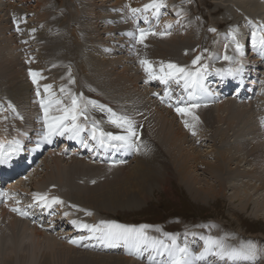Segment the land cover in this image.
Instances as JSON below:
<instances>
[{
    "label": "rangeland",
    "instance_id": "374dc122",
    "mask_svg": "<svg viewBox=\"0 0 264 264\" xmlns=\"http://www.w3.org/2000/svg\"><path fill=\"white\" fill-rule=\"evenodd\" d=\"M24 1H26V0H24ZM24 1L23 0H0V18H1L0 19V29H1L0 30V56L1 55L3 56L5 53V50L9 49V50H11V52H9V51L7 52L9 57L14 58L13 54L10 56V53L15 52V54L19 57V60H20V61H18V64L14 67V68H16L14 70L13 69H7L6 67L2 69L0 67V73H1L0 74V121H3L4 125L9 130V131L8 130L1 131L2 133L0 134V137L6 138V141H12V140L16 139L15 137H13L16 135V132H15L16 126L22 124L21 123L22 120L26 119L25 116H31V117H33V120H35L36 117L38 116L39 112L43 110L40 106L39 100L41 98H47V96H48V94L45 93L43 90V85H45V84H51L53 86L51 91L53 93H55L58 98L60 97L59 89L61 86H67L68 88H70L72 90V92H74L76 94H80V91L78 88V83H80L81 86L84 84V87L82 86V89L83 88L86 89L87 87H90L92 85L90 87L92 89L97 87L95 89L97 93L95 92V90H93V92L96 94V96L98 95V96L102 97V99L109 100V101L113 102L114 106L112 105L111 107L113 109L117 110L118 106H116L115 104L117 102H123L124 97L121 94H119L120 91L118 93V92H116L115 88H114L115 91L112 89V87L115 84H111L108 81V79L111 80L112 78H117L120 81L129 74V76L132 77V80L134 79L132 85H130V86L131 87L133 86V88H139L138 90L140 91V93H139V92L133 90V91H131L132 94L130 93L131 94L130 96L132 98L135 96L134 97L135 99L141 100V101H137L138 103L142 102L144 100L145 96L147 95L146 92H144V90L147 91L148 89H147L145 82L141 81L142 83L140 82V85H139V83H137L139 79L141 80V78L136 73H142L140 66H143V65L140 64V60L145 59V58H146V60H148L152 63V66L154 67L153 69H156L157 66L154 63V59H152V56L154 57L155 54H157V56H160V57L167 55V58H171L170 61H168L167 63L172 62L173 64H177V65H180L182 67L187 66L188 68H191V69H194L196 67H200V65L204 64V65H207L206 73H207V70H211V71L213 70V71H215L214 73H215L216 77H219L220 72H218V70H223V71H221V74H223L227 79L234 78L233 76L226 75V71L229 68L234 69L239 64H241L243 58H242V56H240L236 52V45H235V43H233L232 40L229 41V43H231V45L226 42L225 34L226 33L231 34L232 31H230V30H232V29L236 30L238 28V32H240L242 30L245 33V37H246L247 35H250L251 31L253 30L252 26L248 23H247L248 26H247V24H245V25L235 26V28H232L233 26L230 24L233 21L231 19H229V21H230L229 24H227V23L225 24L224 23L225 22L224 17L225 16L226 17H232L233 12H232V10H230V11L228 10L226 13H224L225 8L220 9V7L216 6V3L218 0H196L198 3H196L195 0H183V2L191 4L192 5L191 7H188L186 5L184 6V4L179 5L177 0H165L166 7L161 9L162 14L160 15L158 22L152 16L151 12H149L148 13V16L150 15L149 21L146 22L143 19V14H138V17L139 16L140 17H139V19H137V24L134 22L135 18L133 17V15L130 11V8H142L145 4H148V2L150 3L151 0H127V1L126 0H27L26 2H24ZM235 1H238V0H235ZM4 3H6L5 6L3 5ZM127 3H128V5H127ZM111 4H113V6H111ZM23 6H24V8L22 9V11H23L22 13L14 14L15 11L19 10V8H16V7L21 8ZM104 6H108V7L101 9ZM5 7H6V11L3 10ZM56 8H57V10H55ZM180 8L184 9L185 11L181 10L178 13L177 9L179 10ZM207 9H210L211 15L206 14V13H208ZM82 10L84 12H82ZM200 11H201V13H204V14H199ZM244 11H246V12H244ZM6 12H8V14H6V16H5L4 14ZM239 13H240V15L244 14L247 17V19H249V18L252 19V17H250V16H252V14H251L252 12L251 11L249 12V10H247V9H243ZM141 15H142V17H141ZM185 15H187V16H185ZM182 16L186 17V19L185 20L182 19L181 18ZM243 16H242V18H243ZM262 16L264 17V15H262ZM17 20L20 21L19 27H20L21 31H19V32L16 30L17 29V22H18ZM175 20L180 21L179 24H177L175 22ZM262 22H264V21H262ZM126 23H127V25H126ZM169 23L172 24V27L170 29H168V32L170 34L159 35V33L165 31V26ZM6 27H7V29L4 31V28H6ZM88 27L89 28L91 27V28L89 29ZM213 27H215L214 29H216L215 32L211 31V29H213ZM139 28H145V29L151 28L152 31L157 33V35L149 34L145 38L146 40L144 39L143 43H139L138 42V32H137ZM33 29H35V31H33ZM117 29H119V30H117ZM128 29L131 30V32L137 33V35L136 36H129L128 33L130 31H128ZM124 32H125V34H124ZM126 32H127V34H126ZM238 32H237L236 38H239V40H240V35ZM102 34H104L108 38L120 39L122 42H124L126 39H128V37L134 38L135 40L137 39L136 46H134V47L132 46L133 55L130 56V63L131 64L128 63L125 66V68H123L122 64H116L117 62H113V61L121 60V58H113V59H111L112 60L111 61V60H106L105 58L97 56L98 58L96 61L99 60V62H98V65H96V67L94 66L93 59H91V57L89 58V55L90 56L93 55L92 53L97 54L98 51L95 48H99L100 50H102L100 47H96L95 45H93L99 39V37L102 36ZM164 37H169V39L166 38V41L168 43H181V44L177 47H170V49L169 48L166 49L165 47H167L168 45H166ZM185 37H190V38H185ZM245 37L243 38V40H245ZM190 40L192 42H195V44L193 46L185 44L186 42L190 43ZM156 43H161L164 46L159 47ZM224 45H226V46H224ZM87 47H89L90 49H88ZM13 48H14V50H13ZM232 50H234V51H232ZM82 52H84V54ZM185 53H188V54H185ZM210 53H213V55H211ZM209 55H211V56L209 57ZM225 55H227L229 57H233V59L232 60H225L223 58ZM248 55L253 56L254 53L249 52ZM74 56H76L78 59H75ZM82 56H84V57L82 58ZM197 56H201L202 59L197 65H193L192 61ZM212 56H213V58H212ZM243 56L246 57V55H243ZM249 58L253 59L252 57H249ZM59 59H60V61H59ZM83 60H85L86 62H89V63L91 62L90 63L91 65L89 63L88 64L85 63ZM79 62L80 63L83 62V63H81V64H83V66H81L79 64ZM222 62L224 63L222 65L223 66L222 68L217 66V65H220ZM111 63H114L112 65L114 68L111 67L110 65H108ZM183 63H187V65L186 64H185L186 66L183 65ZM12 64L13 63H9V65H12ZM22 65H24L23 66L24 68L22 67ZM131 65H132V68L134 69V71L136 73H134L132 71ZM84 66H86V67H84ZM87 66H89V67H87ZM256 66L257 67H263V69H264V61H262V63L255 64V66H253L251 69H250L251 66H249V71L246 72V74L248 73V76L246 79H250V81L247 82V85H249L251 82H254V80H255L252 77V75L255 74L254 72H255ZM78 67H79L80 73L82 75V76L80 75L79 77L75 73V68H78ZM88 68H89V70H87ZM11 70H13V71H11ZM30 70L39 72L44 77V79H39V86H40V96L39 97H37V95H36L37 88H35V87L37 84L32 83L33 80H32L31 75H30ZM84 70H86V72H84ZM10 71H11L12 75H11ZM69 73L71 74L70 76H69ZM82 73H84L85 75ZM263 73H264V70H263ZM157 74L159 75L160 72L157 71ZM4 75L6 78L4 77ZM12 76H14V77H12ZM17 76H18V78H17ZM72 77L75 80L74 84L69 83V80ZM137 77H139V78H137ZM11 78H12V82H14V84H15V87L23 85L22 86L23 89L13 88L12 86H14V85H9L8 82ZM14 78H17V79H14ZM80 78H81V80H80ZM82 79H83L84 83H83ZM259 79L260 80L258 83L261 84L263 87H258V89H262V88H264V74H261ZM27 82L31 88L30 94L29 95H22V94L19 95V93L22 90L23 91L29 90L28 89L29 86L27 85ZM161 82H160V80H158V82H154V85L161 84L159 93L163 98V99L161 98L160 101H162L163 103L162 102L160 103L161 104L160 110L163 109V111H165V109H166L168 111V109H169L171 111L170 113H176V108L181 107V105L178 104V106L175 107L174 103L172 101V98L174 96L176 98H178V96L180 95L179 88H181V89L183 88V81H181L180 84H177L174 81H169V83L167 85H165L163 82L162 83ZM98 83H99V85H98ZM95 84H97V85L95 86ZM104 84L110 85V88L106 87ZM121 86H122V84H121ZM99 88L100 89L103 88L101 91H99L101 93H98V91H97ZM208 88L210 89L209 91L213 97L217 94V92L220 89V87L216 88L215 85L211 84V83L209 84ZM211 90H212V92H211ZM235 91L236 90H234V92ZM135 92H136V95H135ZM165 92L168 93L167 96L165 95L166 94ZM225 92H227V91H225ZM234 92H231V94L230 93L224 94V98L222 100H216L215 101L214 107L217 110V111L215 110L216 111L215 112V119L217 117L216 122H213V128L210 126L207 129H204V131L206 132V134H209L214 129H216L214 131H218L217 132L218 140H221L222 137L220 136V133L224 132V130H225V132L228 133L226 135V137L229 138L228 142H230L232 140L231 134L235 133L232 130L233 127L235 128L237 123L240 125V123L238 122L239 114H240V117H242V114L245 113L246 117L247 118L249 117L250 120L254 123V127L257 129V133H258V131L260 132V133H258L259 134L258 136L261 135L260 137H262V136L264 137V135H263V133H264V121H263L264 115L259 116L260 113L262 111H264V90L263 91L260 90V92H256L255 94H252V97L254 96L253 99H250L252 97L245 98V99L244 98L239 99V97H236L234 95ZM28 93H29V91H28ZM115 93L116 94L118 93V94L116 95ZM14 95L18 96L17 100H16V97H14ZM86 95H91V94L87 93ZM86 95L83 94L84 98H86ZM197 95L199 96L200 93H197ZM141 97H143V98H141ZM28 98H29L28 103H24L28 100ZM22 100H24V101H22ZM155 100H156V97L152 99L153 102ZM222 101L225 103H227V102L228 103H234L238 109L232 108V110H231V107H227V106L225 107V106L221 105ZM251 101H255V107L250 106ZM65 102L66 103L68 102L67 97H65ZM8 103H11V105H14L15 111H13L12 108L7 107ZM35 104H36V106H35ZM187 104L189 105L190 102H188ZM226 108H227V110H226ZM93 109H95V108H93ZM93 109H91V114L98 115V116L102 117L103 119L101 121L108 120V116L106 115L107 113L105 114L103 112V115H101L102 113L97 114V112H92ZM239 109H245V110L242 112H239ZM230 111H232V112H230ZM257 111H258V113H257ZM223 112L225 114H223ZM227 112H228V114H227ZM17 113L19 114V116H17ZM202 113H203V110H200L199 112L192 111L191 114L182 113L181 116L179 117L181 125L179 124V119H175L174 120L175 122H173L174 124L176 123L174 128L178 127V125H180L182 128L184 127L183 131L185 130L184 132L186 134H187L186 131H188V133L190 132L189 134H187L188 137L182 136L181 141H179L181 146L184 147L183 148L184 150L182 152L185 151L184 153H188V154L189 153H195V155H198L197 157L202 158L203 161L206 159V160H208L207 162L211 163V164L216 163V161H215L216 158H214V156L216 154L219 156L223 154L225 156V161L233 164L234 168L226 169V171L223 172V174H222L223 178H224L223 182L226 179L225 180V186H224L225 188L222 187V185L220 184L219 181H215V180H217V178L216 179L212 178L210 176V174H208V172L205 170L207 168L206 166L203 169L200 168V166H198V170L194 169V166H191V165H195V162L198 161V160H195L196 157L194 159H190V157H189V158H187V161H186L188 163L187 168L189 170L190 175L194 176V179H192V178H190V179H192V181L195 180L191 184L187 183V181H185V179L183 178V176L181 174H173L172 169L167 170L168 173L164 176L163 175L164 173L161 171V170L165 169L164 165L166 164V162L168 165V163L170 164L171 162L174 161L172 159L173 156L171 155V151H168L166 148H164V146L161 148V146H159V145H158V148L160 147L161 149L160 148L157 149V146L156 145H155L156 147L154 146V144H155L154 141L149 136H147L145 134V138H146L145 145L147 148V154L154 147V149H153L154 151H151L152 156L154 155V153H152V152H155V154H157L155 156L154 160L157 161L161 158V162H160V160L157 161V163L159 162L158 163L159 165H155V163H154L155 168L158 167L159 170L154 171V172H149L148 175L143 174V175H147V176H143V175L139 176L138 175V176H135L133 179H131V182L134 179H143V180L147 179L148 182H146V184L143 183V188H140V183L139 184L132 183L131 186H129V189L132 190L133 194L131 196L126 197L125 200H120L114 205H111V202L106 200L105 203H103V206H101L102 204L99 203L97 205V208H90V209L87 208L84 212H87V210H88L89 213H91L96 218L95 223H94V221L88 220L91 223H93L91 225H101V227H105L106 225H111V224H109V222L105 223L98 216L100 214L101 215L105 214V215H109V216H117L118 218L125 220V221H128V222H130V221H141V220L155 221V222L159 221L160 223H154L155 225H153L151 227V230L152 231L157 230V232L159 234H161L160 239L163 240V242L165 244H171L173 237H176L175 242H176V244H179L178 238H180L182 235H184L188 232H190V233H188L189 235H194L199 240L201 239L200 237H204V238L206 237L207 238L209 236L208 238H212L214 240H219V242L224 243V241L221 240L222 237L220 238V235L223 234V231L228 230L227 231L228 233L231 231L230 233H237L238 234V232H236V231H238L240 229L239 231H241V233L244 235V238L246 240L257 241V244H259V247L261 246L260 249L262 251L260 253V256L262 258L259 255H257L254 264H264V256L262 253V252H264V248H262V246H264V209L258 203L259 199L260 200L264 199V179L257 178L258 180H251L250 181L248 179L249 177L244 178V176H246V174H247V171H248V173H250L252 175H253V172H255V174L253 175V176H255V178H256V174L259 175V172H260V176L264 177V172H261L262 169L264 170V165L262 166V164L260 163L262 160H264V151L261 152V146L257 147L255 150H253V154H254L253 157L256 160L255 161L252 160L253 162L248 161V163L244 164L246 159L252 158L248 152L251 150L250 149L251 148V142L250 141H242L241 146H240V149L242 148V151H240V152L237 151V149L235 150V148L229 149L228 145H226L223 149L220 150L217 147H213V142L210 141L209 139H207V141H203V143L205 142L204 145L201 143H198V144L195 143L196 142L195 137H197V139H199L200 129L196 128L197 120L194 119V117H198V118H200L199 120L203 121L205 117H203ZM134 114L135 113H133V115ZM139 114H141L143 116H147V112H140ZM139 114H136V115H139ZM186 114H187V117L185 118ZM220 114H222V115H220ZM20 116H22L23 119H20L19 118ZM225 116H227V117H225ZM231 116H233V117H231ZM170 117L168 119L172 118V117L171 118ZM190 117H191V119L187 120ZM131 118H134V117H131ZM225 118H228V119L230 118L229 121H232V122L227 121V119H225ZM134 120H136V117ZM224 120L226 123L223 122ZM185 121H187L188 124L194 125V129L186 127ZM212 121H214V120H211V122ZM183 124H184V126H183ZM33 126L34 125H32V127H29L26 124V126L23 127L21 134L24 135L23 136L24 138H23L22 142L23 143L26 142L27 145L23 146L22 151H20V153H18V156H20L19 159L17 156L14 157L15 155L10 157V159H9L12 166L18 163L19 169L24 168L26 166L25 179L23 180V182H25V180H27L28 178H31L30 180H28V182H26L25 186L28 185L27 187H32V186H29L30 182H31L30 183L31 185L33 184V186H35L34 181H32V180H33V178H37V176L40 177L42 174V171L44 173H43V176H41V179L43 178L44 180L45 179L47 180L48 179L47 177L51 176V175H48V176L45 175V172L48 173V171H47V169H43V168L45 167L46 164H50V165L53 164L52 158L54 156H56L54 154L57 153V151L54 148L49 149L48 153H46V154H45V152L43 153L42 149L45 146V143H43V141L41 140L43 130L40 131V134L38 136H34V135L38 134V131L36 133H31V129H33ZM228 126H231V127H228ZM215 127H217V128H215ZM18 129H19V127H18ZM18 129H17V131H18ZM175 129H177V128H175ZM228 129H230V130H228ZM35 130H38V126L35 127ZM193 130L196 133L195 135H193ZM32 135H33V137H32ZM27 137H28V139H27L28 142L26 141ZM201 137H203V136H201ZM203 138H205V137H203ZM185 140H187L188 142H186L184 144ZM166 142H167V144H165V145L168 148L169 143H168V141H166ZM38 144L39 145L41 144V148H42L40 150V154H36L37 156H35V158H34L35 161L32 162V165H28L27 163H29V161H31L30 160V157L32 156L31 152L33 150L37 149ZM160 145H161V143H160ZM245 147H247L249 149L247 150ZM190 148H192V149H190ZM211 148H212V151H211ZM163 149L166 152L164 151V153H163ZM228 149L231 151V153H228ZM188 150L190 152H188ZM256 150H257V153H255ZM139 151H138V153H139ZM142 151H143V149H141V153H142ZM210 151H211V153H210ZM28 152H29V154H28ZM156 152H159V153L161 152V153L159 154ZM134 153H135V151L133 152V154ZM151 154H150V156H151ZM246 155H248L249 157L247 158ZM233 156H236V157L240 156L241 159H239V160L237 159V161H236V159H233L234 158ZM15 158L17 159V161H14ZM151 158L152 157H150L149 160L147 159L148 162L146 160L145 165L151 163V161H152ZM163 158H164V161H163ZM242 158H244V159H242ZM206 160H205V162H206ZM233 160H235L236 162L235 161L233 162ZM66 161L67 162H65V163L70 162L68 160H66ZM130 161H132V159ZM10 162L8 163L9 166H10ZM39 163H41V164L39 165ZM129 163L130 162L122 164L123 167L121 164L116 165V166H114V167H116V169L114 167L112 168V166L105 167V168L102 167L101 168L102 171L99 170L100 167L99 168L95 167V169L90 171V174H87L86 172H83V174L82 173L79 174V172H78V173H76V175L78 177H81V178H78L77 183L78 184L79 183L84 184V183H82L83 181H85V183H88L87 180H85V177H88V176H99V177H101V176H104L103 171H105L109 168H112L111 174L107 175L109 180L108 181L106 180L107 176L104 180H100L98 183H96L94 185V187L97 188V189L95 188V190L99 191L100 193L111 192L113 194H114L115 190H118V191L125 190L126 188H128V186L126 185V181L128 180L127 178L132 177L129 174H126L125 170H126V168L128 169L129 167H133L136 164V163H132V165L128 166ZM160 163H162V164H160ZM35 164H37L35 166L36 169L34 171H31V170H33L31 168ZM94 164L100 165L97 163H94ZM124 166H125V168H124ZM40 167H41V169H40ZM158 168H156V169H158ZM120 169H121V171H120ZM122 169H123V171H122ZM257 169L259 170V172L257 171ZM142 171L144 173V168L142 169ZM213 171H214L215 176L218 175V173H219L218 169H214ZM249 171H252V173ZM94 172H96V173H94ZM158 172H159V175H162V177H165V179H167V180H165L163 182H159L160 180H164V179L159 178V175H157ZM178 172H180V170ZM178 172H176V173H178ZM18 173H20V171ZM18 173L12 179V182H10L11 184L18 183V182L22 181L23 177H21V175ZM100 173H102V175ZM112 173H114V174H112ZM26 174H27V176H26ZM130 174H132V173H130ZM110 175H111V177H110ZM234 175H236V177H233ZM252 175H250V176L252 177ZM112 176L113 177L115 176V178H112ZM117 179H118V181L115 182ZM49 180H50V178L48 179V181ZM8 181L2 182L1 187H3V189H9L10 184L8 183ZM199 181H201V182H199ZM5 182H6V184H3ZM218 182H219V184H218ZM99 184L101 185L100 187H98ZM118 184H120V185H118ZM89 186L93 187V185H89ZM136 186H138L140 188V189H138L140 193H143V192L146 193V196H147L146 199H143L142 196L135 191ZM102 187H104V188H102ZM235 187L236 188L238 187V188L236 189ZM10 192L11 191H7V194L4 192V194L6 196L0 200V209L5 208L7 201H8L7 203H13L14 206L18 204L19 208H20V204H25V203L33 205V206L35 205V204H32L34 202V195H35L34 191L32 189H29L28 192H26V193H24V192L18 193L15 191L14 193H12L13 194L12 198L14 196H16V197L18 196V198L15 197L13 199H8V195L9 196L12 195ZM17 194H19V195H17ZM21 197H23V198H21ZM29 198H30V200H29ZM104 198H109V196L103 197L102 199H104ZM102 199H100V200H102ZM27 200H29V201H27ZM70 200H71V202H69L68 206H71V208H72L71 211H72L74 217L75 218L79 217V203L72 200V199H70ZM38 206H39V204L36 203L35 208H37ZM111 208L114 209L115 211H113ZM62 210L66 211L65 208H63ZM10 213H12L15 216V214L13 212H10ZM176 215H180L182 217L187 218L186 222L181 218H169V217H173ZM6 217L7 216L4 217L5 222L3 221L0 225V235H2L3 237H4V232H6L5 235H7L10 232V229L8 228V223H9L8 221L14 218V217H12V218H9V217L6 218ZM195 217H201L202 219H198ZM214 217L217 219L220 218V219L224 220L225 222L228 223L226 225L230 226L234 230L233 229L230 230L229 228L223 227L222 225L215 224L213 221L209 222L208 218H214ZM46 218L48 219L46 225H48V226L54 225L53 222H50V221H52V218L50 216H47ZM99 219H101V220H99ZM43 220H45L44 217H43ZM102 222H104V224H102ZM28 223L29 222H27L26 225ZM173 223L180 224L182 228L180 230H175L173 232L168 231L166 229V226L171 225ZM36 224L40 230L43 228H47V226H45V225L39 226L38 222H36ZM59 224H57V225L55 224L54 227H52V228L50 227L51 229H54L53 234L55 236L58 232H62V231H66L65 235L66 234L71 235V238L78 236V233L73 234V235L70 234L71 233L70 231L72 229L71 226L62 223L63 225H65V227L61 228V227H57ZM221 227H223V229ZM134 229H136L137 231L143 230L144 233H146V231L148 230L147 228H142V227H136ZM217 229L220 230L219 232L221 234L218 232ZM221 230H223V231H221ZM203 232H204V234H202ZM215 232H216V234H215ZM213 233H214V236L218 235V236H215L216 239L213 236ZM96 234H99V233H96ZM205 234H207V235H205ZM93 236H94V234H92V232H91L90 238H94ZM79 237H84V235L79 233ZM62 238H63V236H62ZM181 238L184 239V237H181ZM38 239H41V237H38ZM183 239H181V240H183ZM233 239H235L234 236H232L227 241L229 243H233L232 242ZM66 243L68 245V242H66ZM69 244H70V241H69ZM42 245H45V244L42 243ZM193 245H195L196 249L198 248L197 250H199L201 248L200 247L201 245L199 243L193 244ZM129 246H130L129 243H126L125 248L126 249L131 248ZM60 247H61V245H60ZM43 248H45V247H43ZM78 249H80V251H81L80 254H83V253L87 254L88 252L91 253L92 251H94L92 253L96 254L98 252L97 254L110 255L112 259H110L108 257L110 260L109 259L104 260L106 262H109L110 264H112L111 261L115 262L114 258H116V259L120 258L119 256H121V255L128 256L130 258L133 257L129 253L124 254L122 252V249L119 252H117V251L107 252V251H105L106 249L100 250L97 248V246L96 247L90 246V248H87V246H85L84 248H78ZM151 252H148V253L151 254ZM38 253H39V251L35 254L38 257L34 256L36 260L33 257V260L35 261V263L37 262L36 264H39L40 262L38 263V261L42 260L41 259L42 254L41 253L38 254ZM46 253L48 254L49 258L51 259L50 264H67L68 263V260H65L64 258L57 259L58 257H56L54 259L51 257L49 252H46ZM65 254L66 255H72V256L74 254H77L78 256L80 255L79 253H74V252L70 251V249L68 250V247H66ZM143 254H146V253H143ZM87 257H89V255ZM156 257H157V255L154 252L153 258L156 259ZM135 259H136V257H135ZM136 260H138V258ZM78 261L71 262V263L72 264H88L84 260H78ZM137 262L140 264H142V263L143 264H156L154 262H148L147 263V261L145 259H141V258ZM241 262H245V260H242ZM29 263H30V261H29ZM71 263H69V264H71ZM95 264H99V263H95ZM130 264H137V263L132 262ZM207 264H213V263H207ZM232 264H240V261H235ZM244 264H250V263L246 262Z\"/></svg>",
    "mask_w": 264,
    "mask_h": 264
},
{
    "label": "bare ground",
    "instance_id": "6f19581e",
    "mask_svg": "<svg viewBox=\"0 0 264 264\" xmlns=\"http://www.w3.org/2000/svg\"><path fill=\"white\" fill-rule=\"evenodd\" d=\"M24 1V0H23ZM27 1V0H26ZM24 1V2H26ZM127 1V0H126ZM178 1V4L181 5V4H184V6H188V7H191L192 5L189 4V3H185L183 2V0H177ZM196 1V0H195ZM22 2V1H21ZM197 2V1H196ZM149 3V2H148ZM198 3V2H197ZM213 3V2H212ZM6 3H4L3 5L5 6ZM214 4V3H213ZM113 4H111L112 6ZM128 5V3H127ZM85 6V5H84ZM216 6L220 7V9H224L225 8V11L224 13H226L228 10H232L233 12V15L232 17H224L225 19V24H229L230 21L229 19H231L233 22L230 24L232 25L233 27L232 28H235V26H240V25H245L247 24L249 21H253V22H256V23H263L262 21H264V17L262 15H264V0H238V1H235V0H218L217 3H216ZM16 8H19L18 11H15L14 14H18V13H22V9L24 8L23 7H16ZM187 8V7H186ZM193 9V8H192ZM243 9H247L249 10V12L251 11L252 13V19L249 18L247 19V17L244 15V14H241L240 15V11H242ZM4 11H6V7L3 9ZM28 10V9H27ZM10 11V10H9ZM195 11V10H194ZM3 12V11H2ZM82 12H84L82 10ZM246 12V11H244ZM4 13V12H3ZM94 13V12H93ZM6 14H8V12H6L4 15L6 16ZM26 14V13H25ZM192 14V13H191ZM42 15V14H41ZM92 15V14H91ZM229 15V14H228ZM227 15V16H228ZM244 15V16H243ZM4 16V17H5ZM26 16V15H25ZM187 16V15H185ZM231 16V15H230ZM243 16V18H242ZM248 16V17H249ZM109 17V16H108ZM140 17V16H139ZM142 17V15H141ZM150 17V15H149ZM131 18V17H130ZM182 19H186V17L182 16L181 17ZM208 18V17H207ZM1 19V18H0ZM114 19V18H113ZM212 19V18H211ZM6 20V19H5ZM15 20V19H14ZM18 21V20H17ZM119 21V20H118ZM122 21V20H121ZM261 21V22H259ZM180 22V21H179ZM118 23V22H117ZM150 23V22H149ZM156 23V22H155ZM222 23V22H221ZM137 24V23H136ZM207 24V23H206ZM249 24V23H248ZM247 24V26H248ZM92 25V24H91ZM123 25V24H122ZM125 25V24H124ZM127 25V23H126ZM149 25V24H148ZM152 25V24H151ZM137 26V25H136ZM212 26V25H211ZM89 28V27H88ZM91 28V27H90ZM89 28V29H90ZM117 28V27H116ZM137 28V27H136ZM215 28V27H213ZM231 28V29H232ZM248 28V27H247ZM7 29L4 28V31ZM14 29V28H13ZM30 29V28H29ZM28 29V30H29ZM93 29V28H92ZM120 29V28H119ZM117 29V30H119ZM1 30V29H0ZM122 31V30H121ZM230 31H234L233 29L230 30ZM2 32V31H1ZM138 32V31H137ZM205 33V32H204ZM203 33V34H204ZM239 33V32H238ZM125 34V32H124ZM127 34V32H126ZM202 34V35H203ZM40 35V34H39ZM66 35V34H65ZM90 35V34H89ZM28 36V35H27ZM91 36V35H90ZM226 38V42L229 43L231 39V34H228L226 33L225 34ZM245 37V36H244ZM243 36L240 37V40L239 38H236L240 44L244 45V52L246 55V48H247V51L248 53L249 52H253L254 53V57L253 56H249L248 53L246 57L242 56V65H243V69L242 71L240 72V74L236 75L235 78H229L227 79L223 74H221V72L219 73V77H216L215 75V71H211V70H207V73L204 77V80H203V84H204V87L208 89V92L207 93H203L201 94L200 93V99L195 101L196 103H199V107L193 109L192 111L194 112H199L200 110H203V117L204 120L201 121V120H197V123H196V128L197 129H200V136H199V139L196 138V142L195 143H201L204 145L203 141H207V139H209L210 141L213 142V147H217L218 149H223L226 145H228L229 149L232 148L235 150L237 149V151H242V148L240 149V146H241V143L242 141H250L251 142V150L248 151L249 154L251 155V159H246L245 160V163H248V161H252V160H256L254 157H253V150H255L257 147H260L261 146V152L264 151V137H260L258 136L260 133L258 131L257 133V129L254 127V123L250 120V118L246 117L245 113L242 114V117H240V114H239V119H238V122L240 123V125L237 123L236 127L234 128L233 127V131L235 133H232L231 134V141L228 142L229 138L226 137V135L228 134L227 132H221L220 133V136L222 137L221 140H218V134L217 132L218 131H214L216 129H214L212 132H210L209 134H206V132L204 131V129H207L208 127H212L213 128V122H216V119H215V112L217 111L216 108L214 107V103L216 100H222L224 98V94H231V92H234V90H236L234 92V95L236 97H239V99H245V98H250L252 97V94H255L256 92H260V90H264V88L262 89H258V87H263L261 84H259V78L261 76V74H264L263 73V67H257L256 66V69H255V74L252 75V77L255 79L254 82H251L249 85H247V82L250 81V79H246L247 76H248V73L246 74L247 71H249V66L250 69L255 66V64H259V63H262V61H264V55H261L255 51H252L249 47V42H250V39H251V35H247L245 37V40L247 39V37L249 38V41L247 42V44H245V40H243L244 38ZM7 38V37H6ZM42 38V37H41ZM165 38V43L166 45H168L167 47H165L166 49L170 47H177L179 46L181 43H168L166 41V38L169 39V37H164ZM163 38V39H164ZM185 38H190V37H185ZM26 40V39H25ZM146 40V39H145ZM211 40V39H210ZM7 41V40H6ZM10 41V40H9ZM29 41V40H28ZM82 41V40H81ZM176 41V40H175ZM33 44V43H32ZM159 47H162L164 46L163 44L161 43H156ZM186 45H190V46H193L195 44V42H192L190 40V43H185ZM209 44V43H208ZM212 44V43H211ZM222 44V43H221ZM231 45V43H229ZM223 45V44H222ZM227 45V44H226ZM224 45V46H226ZM229 45V46H230ZM210 46V45H209ZM221 47V46H220ZM219 47V48H220ZM232 47V46H231ZM9 48V47H8ZM223 48V47H222ZM233 48V47H232ZM98 52L97 54H94L92 53L93 55H89V58L91 57V59H93V63H94V66L96 67V65H98V61L97 60V56L101 57V50L99 48H95ZM225 49V48H224ZM14 50V48H13ZM95 50V51H96ZM222 50V49H221ZM11 52V50L7 49L5 50V53L4 55L0 56V67L3 69V68H7V69H16L14 68L17 64H18V61L19 60V57L15 54V52H12L10 53V56L13 54V57L14 58H11L9 57L8 53L7 52ZM168 51V50H167ZM224 51V50H223ZM234 51V50H232ZM84 54V52H82ZM87 53V52H86ZM89 53V52H88ZM160 53V52H159ZM226 53V52H225ZM185 54H188V53H185ZM211 55H213V53H210ZM175 55V54H174ZM209 55V57L211 56ZM224 55V54H223ZM76 56H74L75 58ZM84 56H82L83 58ZM216 57V56H215ZM249 57H252L253 59L249 58ZM11 58V59H10ZM213 58V56H212ZM224 58V57H223ZM146 59V58H145ZM152 59H154V63L155 65L157 66L156 69H154L155 73H157V71L160 70V65H161V62H163L165 65H167L168 61H170L171 58H167V55L166 56H157V54L154 55V57L152 56ZM60 61V59H59ZM85 63H89V62H86L85 60H83ZM112 61V60H111ZM166 61V62H165ZM22 62V61H21ZM8 63V64H7ZM9 63H13L12 65H9ZM83 63V62H81ZM79 62V64L81 66H83V64H81ZM91 63V62H90ZM89 63V64H90ZM172 63V62H171ZM52 64V63H51ZM187 65V63H183V65ZM224 63L222 62L220 65H217L219 66L220 68H222ZM230 64V63H229ZM239 64L237 67H240ZM20 65V64H19ZM79 65V66H80ZM91 65V64H90ZM185 65V66H186ZM228 65V64H227ZM24 65H22L23 67ZM93 66V65H92ZM93 66V67H94ZM111 66V65H110ZM225 66V65H224ZM9 67V68H8ZM86 67V66H84ZM83 67V68H84ZM89 67V66H87ZM113 67V66H111ZM187 67V66H186ZM237 67H235L234 69H236ZM20 68V67H19ZM24 68V67H23ZM81 68V67H80ZM114 68V67H113ZM154 68V67H153ZM188 68V67H187ZM85 69V68H84ZM191 69V68H190ZM11 70V71H13ZM82 70V69H81ZM89 70V68L87 69ZM10 71V73H11ZM18 71V70H17ZM80 71V70H79ZM84 72H86V70H84ZM1 74V73H0ZM4 74V73H3ZM2 74V75H3ZM20 74V73H19ZM7 75V74H6ZM12 75V73H11ZM10 75V76H11ZM14 75V74H13ZM18 75V74H17ZM89 75V74H88ZM210 75H214V77H211ZM20 76V75H19ZM82 76V75H81ZM5 77V75H4ZM14 77V76H12ZM3 78V77H2ZM6 78V77H5ZM18 78V76H17ZM17 78H14V79H17ZM139 78V77H137ZM258 78V79H257ZM95 79V78H94ZM7 80V79H6ZM81 80V78H80ZM79 80V81H80ZM134 80V79H133ZM133 80H132V77L129 76V74L124 77L122 80L119 81V79L117 78H112L111 80L108 79V81L111 83V84H115L112 89L114 90V88L116 89V92L120 93L123 97H124V100L123 102H117L115 105L118 106L117 110H115L114 112H116L117 114H124V115H127V116H130V117H134L132 118L133 120L135 119L136 117V120H134L136 122V125H137V131L139 133V142L141 144V147H140V151L138 153V151L136 150H127V149H124L123 152H121L119 154V157L118 159L121 161L118 165H122V164H125L127 162H130L128 166L132 165V163H136L133 167H129L128 169L126 168L125 172L126 174H129L130 176L132 177H129L127 178L128 180L126 181V185L128 186V188H126L125 190H121V191H118V190H115L114 191V194L111 193V192H102L100 193L99 191H96L93 185L92 186H89V185H84V186H80L79 187V191L75 192L73 189H72V185H74L75 183V174L79 172L83 174V172H86L87 174H90V171L95 169V167L99 168V170H101L102 167H109V165H95L94 163L92 162H84V160L82 159H79L78 157H75L73 156L72 154H65L63 155L61 150L57 151V153H55L53 158H52V163L53 164H46L45 167L43 169H47L48 173L45 172V175H51L50 177H47L48 179L50 178V180L48 181V179L44 180L43 178L41 179V176H43V171H42V174L41 176H37V178H33L32 181H34V187L35 188H42L43 187V183L45 182V186L47 187L49 184L51 183H56L58 184L60 190L62 189V186H69L70 189L68 190V194L71 195L73 198L72 200L76 201L79 203V217H74L73 213H72V208L71 206H68L69 202H66V203H62L59 205L58 208L56 209H53L51 210V212L49 214H46V217L47 216H50L52 218V221L50 222H53L54 225L56 224H59L60 222L65 224L64 222L66 221L67 222V225L71 226L72 229H71V233L70 234H77L78 233V236L77 237H73L71 238V235H68L66 233V231H62V232H58L56 234V236L53 234L54 233V229H51L52 227H54V225H51V226H48V225H45L47 226V228H43V229H39L36 222L34 221V218L39 216L40 217V214H41V210H44L45 211V205H42L41 203H39L36 199H35V195H34V202L32 204H35L38 203L39 204V208H35V205H30V204H20V208H19V205H13V203H7L6 202V206L5 208H1L0 209V225L1 223L4 221V217L7 216L9 218H12L14 217L13 219L9 220L8 222V228L10 229V232L6 234V232H4V237L2 235H0V264H36L35 261L33 260V257L36 256L38 257L37 255H35L38 251L39 253L38 254H42V260L38 261L39 264H50L51 262V259L49 258L48 254L46 252H49V254L51 255L52 258H56L58 257L57 259H61V258H64L65 260H68V263H71V262H76L78 260H84L86 263L88 264H95V263H99V264H110L109 262H106L104 260H108L109 258H111L110 255H105V254H95V253H92L94 251H92L91 253H87L89 255V257H87L88 255L87 254H80V249L78 248H84L85 246H97L98 249H106L105 251L107 252H111V251H121L122 249V252L124 254L126 253H131L130 255L133 256L132 258L128 257V256H124V255H121L119 256L120 258H114L115 259V262H112V264H130L132 262H136L137 264H140L138 263L137 261H139V259H145V257H147L148 259L150 260H154V263H159V264H163V260L164 258L163 257H160V256H157L156 259L153 258V254L155 251L152 250L151 246H149V248L147 250H143L141 252H137L134 248H132L131 244L129 243V247L131 248H128L126 249L125 246H126V243L123 242V241H120V242H116V243H111V242H108V241H105L101 238H98L100 236V233L99 234H95L93 237L94 238H90V235H91V232H89V229H85L83 227H81L80 225L81 224H84V223H79V220L80 219H85V220H90V221H94L95 223V217L89 213V211L87 210V212H84L87 208L90 209V208H97V205L100 203L102 204L101 206H103V203H105L106 200L110 201L111 202V205H114L116 204L118 201L120 200H125L126 197L128 196H131L133 194L132 190L129 189V186H131L132 183L134 184H139L140 183V188H143V183L146 184V182H148V180H143V179H134L132 182H131V179H133L135 176H142L143 174H149V172H154V171H158V169L155 168V165H159L157 163V161L160 160L161 162V158L159 160H154L155 159V156L157 154H155V152H152L154 153V155L152 156L151 154V151H154V147L153 149L147 154V148H146V145H145V134L147 136H149L153 141H154V146L156 145L157 146V149L158 148V145L161 146V148L164 146V148H166L168 151H171V155L173 156V162H171L170 164L168 163L167 165V162L166 164L164 165V168L163 170H161L164 174V176L168 173L167 170H170L172 169V173L173 174H181L183 176V178L185 179V181H187V183H192L194 182L195 180L192 181V179H194V176L190 175L189 173V170L187 168V158L190 157V159H194L195 157V160H198L197 162H195V165H191V166H194V169L198 170V166H200V168H204L205 166L207 167L205 170L208 172V174H210V176L212 178H217V180L215 181H219L220 184L222 185L223 188H225V180L223 182V172L226 171V169H231V168H234L233 167V164L232 163H229V162H226L225 161V156L222 154V155H213L216 161V163L214 164H211V163H208L206 160L203 161L202 158H199L197 157L198 155H195V153H184L182 152L184 149L183 146H181V144L179 143V141H181L182 139V136L183 137H188L187 134L183 131L184 127L182 128L180 125V119L179 117L181 116L182 113H178L176 111V113H170L171 111L168 109V111L165 109V111L160 110V102L159 100L157 99V96H156V100L153 102L152 99L155 98H150L148 96V93L151 91V89H148L147 91L144 90V92H146V96L144 98V100L140 103H138L137 101H141V100H137L134 99L130 96L132 93L131 91H137L140 93V91L138 90L139 88H133V86L131 87L130 85H132L133 83ZM83 81V79H82ZM94 81V80H93ZM95 82V81H94ZM107 82V81H106ZM140 82L141 80L139 79L137 83H139L140 85ZM158 82V81H157ZM161 82V81H160ZM84 83V81H83ZM82 83V84H83ZM142 83V82H141ZM162 83V82H161ZM214 84L216 88L220 87L219 91L217 92V94L213 97L210 93V89L208 88L209 84ZM9 85H14L12 86L13 88H21L23 89V85L22 86H16L15 87V84L14 82H12V78L9 80L8 82ZM122 84V86H121ZM135 84V83H134ZM27 85L29 86V90H25V91H21L19 93V95H29L30 94V85L28 84L27 82ZM94 85V84H93ZM97 84H95L96 86ZM99 85V83H98ZM102 85V84H101ZM106 87L110 88V85L108 84H104ZM166 85V84H165ZM176 85V84H175ZM84 87V84L82 85ZM81 86V88H82ZM90 86V85H89ZM92 86V85H91ZM90 86V87H91ZM94 86V87H95ZM169 86V85H168ZM174 86V85H173ZM177 86V85H176ZM33 87V86H32ZM87 87V86H86ZM99 87V86H98ZM105 87V88H106ZM167 87V86H166ZM37 88V85L36 87ZM97 88V87H96ZM96 88H93V90H95ZM149 88H153V86H150ZM174 88V87H173ZM177 88V87H176ZM84 89V88H83ZM103 89V88H102ZM102 89H98V93H101L99 91H101ZM170 89V88H169ZM29 91V93H28ZM115 91V90H114ZM167 91V90H166ZM179 91H180V95L178 96V98H176L175 96L172 98V101L174 103V106L177 107L178 104L181 105V107H186L188 104V102L193 103V101L189 100L188 98V94L187 92L184 90V88H179ZM178 91V92H179ZM227 91V92H225ZM96 92V90H95ZM163 92V91H162ZM168 92V91H167ZM212 92V90H211ZM94 93V92H93ZM97 93V92H96ZM108 93V92H107ZM117 93V94H118ZM129 93V94H128ZM131 93V94H130ZM166 93V92H165ZM164 93V94H165ZM116 94V93H115ZM116 94V95H117ZM86 95V94H85ZM96 95V94H95ZM101 95V94H100ZM135 95H136V92H135ZM87 96L92 99V100H96L98 101L99 103L103 104V105H107L108 107H111L113 105V102L109 101V100H105V99H102V97L100 96H96V97H90L89 95H86V98ZM102 96V95H101ZM141 96V95H140ZM16 97V100L18 99V96H15ZM158 97H160V95H158ZM115 98V97H114ZM138 98V97H137ZM143 98V97H141ZM117 99V98H116ZM170 99V98H169ZM24 101V100H22ZM29 101V98L26 102L24 103H28ZM150 101L152 102V104L150 103ZM182 101V102H181ZM21 102V101H20ZM162 102V101H161ZM171 102V101H170ZM210 102V103H209ZM231 102V101H230ZM14 103V102H13ZM23 103V104H24ZM163 103V102H162ZM249 103V102H248ZM30 104V103H29ZM171 104V103H170ZM172 105V104H171ZM221 105L223 106H227V107H231V110L232 108H236V105L234 103H225L222 101ZM114 106V105H113ZM250 106L251 107H255V101H251L250 103ZM219 107V106H218ZM171 108V107H170ZM221 108V107H220ZM91 109L93 108H90L89 110V113H88V117H93L96 121L99 122V125L104 129V131H111L115 134H123V129H118L116 128L113 124H111L110 122H108L107 120H103L101 121L103 118L98 116V115H94V114H91ZM223 109V108H222ZM235 109V110H236ZM150 110V112H149ZM216 110V111H215ZM227 110V108H226ZM245 109H239V112H242L244 111ZM144 111H147V116H143L141 114H139L140 112H144ZM221 111V110H220ZM224 111V110H223ZM252 111V110H251ZM92 112H97V114H101L100 112H98L96 109H93ZM232 112V111H230ZM235 112V111H234ZM263 112V113H262ZM260 113L259 116H263L264 115V111H262ZM105 114L107 112H104ZM133 113H135L133 115ZM136 114H139V115H136ZM223 114H225L223 112ZM228 114V112H227ZM226 114V115H227ZM233 114V113H232ZM247 114V113H246ZM103 115V112L102 114ZM108 116V114H106ZM201 115V116H202ZM217 115V114H216ZM222 115V114H220ZM172 118H171V117ZM252 116V115H251ZM5 117V116H4ZM26 119H27V124L29 127H32L33 126V129H32V133H36L38 131V134L37 135H34V136H38L40 134V131L41 130H44V122H43V110L39 112L38 116L36 117L35 120H33V117L31 116H25ZM171 118V119H168V118ZM187 117V114L185 115V118ZM189 117V116H188ZM227 117V116H225ZM233 117V116H231ZM253 118V117H252ZM251 118V119H252ZM175 119H179V124L178 127H175L177 129L174 128V126L176 125V123L174 124L173 122H175L174 120ZM190 118H188L187 120H190ZM227 119V121H229L228 118H225ZM211 120H214L211 122ZM220 120V119H219ZM218 120V121H219ZM232 120V119H231ZM237 120V119H236ZM254 120V119H253ZM184 121V120H183ZM217 121V122H218ZM264 121V119H263ZM225 122V120L223 121ZM229 122H232V121H229ZM228 122V123H229ZM235 122V121H234ZM182 123V122H181ZM226 123V122H225ZM234 124V123H233ZM16 125V124H15ZM40 125V126H39ZM38 126V130H35V127ZM184 126V124H183ZM228 127H231V126H228ZM17 128V127H16ZM186 128V127H185ZM217 128V127H215ZM231 129V128H230ZM228 129V130H230ZM3 130H8V128L4 125V124H1V121H0V134L2 133L1 131ZM22 128L19 127L18 129V133L17 135L13 136L15 137L16 139L20 140L21 142L23 141V136L22 134H20ZM26 130V129H25ZM241 130V131H240ZM9 131V130H8ZM240 131V132H239ZM31 134V133H30ZM29 135V134H28ZM32 135V137H33ZM264 135V133H263ZM2 136V135H1ZM87 136H90L87 135ZM146 136V137H147ZM205 138H203V137ZM249 137V138H248ZM2 138V137H1ZM246 138V139H245ZM28 137L26 138V141H27ZM263 139V140H262ZM0 140H3V139H0ZM40 140V139H39ZM6 141V139H5ZM31 141V140H30ZM151 141V140H150ZM168 141V148L166 147L165 144H167ZM28 142V141H27ZM188 142L187 140L184 141V144ZM23 143V142H22ZM44 143V142H43ZM161 143V145H160ZM42 144V143H41ZM41 144L39 145V147H37V149L33 150L31 152L32 156L30 157V160L29 163H27L28 165H32V162L35 161V156H37L36 154H40V150L42 149L41 148ZM148 144V143H147ZM23 146H26V142L22 144ZM211 145V144H210ZM155 146V147H156ZM212 146V145H211ZM160 148V149H161ZM187 148V147H186ZM185 148V149H186ZM193 148V147H192ZM190 148V149H192ZM210 148V147H209ZM247 150L249 148L245 147ZM141 149H143L142 153H141ZM170 149V150H169ZM228 149V153H231V151ZM210 150V149H209ZM66 151V150H65ZM135 151V153L133 154V152ZM158 151V150H157ZM164 149H163V153H164ZM194 151V150H193ZM211 151H212V148H211ZM210 151V153H211ZM166 152V151H165ZM188 152H190L188 150ZM20 153V152H18ZM18 153L14 156L16 157L18 155ZM54 153V152H53ZM156 153H159V152H156ZM161 153V152H160ZM159 153V154H160ZM257 153V150L256 152ZM23 154V153H22ZM29 154V152H28ZM30 154V155H31ZM151 154V156H150ZM166 154V153H165ZM164 154V155H165ZM168 154V153H167ZM214 154V153H213ZM51 155V154H50ZM49 155V156H50ZM65 156V159H68V163H65L64 159H62L63 156ZM163 155V154H162ZM200 155V154H199ZM203 155V154H202ZM161 156V155H160ZM159 156V157H160ZM205 156V155H204ZM151 158V163L149 164H146V160L149 158ZM234 158L233 159H241L240 156H233ZM246 157L248 158L249 156L246 155ZM209 158V157H208ZM207 158V159H208ZM132 159V161H130ZM157 159V158H156ZM213 159V158H212ZM244 159V158H242ZM12 160V159H11ZM147 160V162H148ZM14 161H17V159L15 158ZM156 161V162H155ZM163 161H164V158H163ZM168 161V160H167ZM193 161V160H192ZM212 161V160H211ZM230 161V160H229ZM235 160H233L234 162ZM235 161V162H236ZM242 161V160H241ZM10 162V160H9ZM8 162V163H9ZM13 162V161H12ZM169 162V161H168ZM249 162V163H250ZM253 162V161H252ZM8 163L6 164H0V174L1 173H4L7 172V171H20L23 169V168H20L19 169V166L17 164L15 165H11V162H10V166L8 165ZM14 163V162H13ZM12 163V164H13ZM155 163V165H154ZM262 164V166L264 165V160H262L260 162ZM38 164V163H37ZM41 163H39L40 165ZM65 164V165H64ZM88 164V165H87ZM98 164V163H97ZM162 164V163H160ZM194 164V163H193ZM172 165V166H171ZM35 166V165H34ZM33 166V167H34ZM184 166V167H183ZM231 166V167H230ZM239 166V165H238ZM32 167V166H31ZM123 167V165H122ZM172 167V168H171ZM113 168V167H112ZM116 169V167H114ZM125 168V166H124ZM144 168V173L142 171V169ZM36 169V167L33 168V170L31 171H34ZM114 169V170H115ZM214 169H218L219 170V173L218 175H214ZM259 169V168H258ZM257 169V171L259 172V170ZM180 170V172L178 171ZM102 171V170H101ZM121 171V169H120ZM123 171V169H122ZM233 171V170H232ZM231 171V172H232ZM256 171V172H257ZM98 172V171H97ZM100 172V171H99ZM115 172V171H114ZM178 172V173H176ZM252 173V171H249ZM261 172H264V170L262 169ZM85 173V174H86ZM96 173V172H94ZM132 173V174H130ZM157 173V172H156ZM155 173V174H156ZM17 173H15L16 175ZM102 175V173H100ZM114 174V173H112ZM118 174V173H117ZM121 174V173H120ZM124 174V173H123ZM202 174V173H201ZM255 174V172H253V175ZM96 175V174H95ZM99 175V174H98ZM116 175V174H115ZM147 175H143V176H147ZM159 175V172L158 174ZM252 174L248 173L247 171V174L246 176H244V178L246 177H249L248 179L251 181V180H258L257 178L259 179H264V177L260 176V172H259V175L256 174V178L255 176L252 175V177L250 176ZM24 178H22V181L21 182H18V183H14V184H11L10 182H12V180H9L8 178H4V177H0V187L2 186V182L3 181H8V183L10 184L9 185V189H3V187L0 188V192H5L7 194V191H11L10 193H14L15 191L16 192H20V193H26L28 192L29 189H27L28 185H26V182H28V180H30L31 178H28L27 180H25V182H23V180L25 179V174L23 176ZM111 177V175H110ZM228 177V176H227ZM233 177H236V175H234ZM40 178V179H39ZM81 178V177H79ZM112 178H115V176ZM159 178L161 179H164V180H160L159 182H163L167 179H165V177H162V175H159ZM182 178V177H181ZM192 178V179H190ZM13 179V178H12ZM239 179V178H238ZM106 180L108 181V176L106 178ZM136 180V181H135ZM156 180V179H155ZM205 180V179H204ZM118 179L115 181L117 182ZM125 181V180H124ZM135 181V182H134ZM184 181V180H183ZM106 182V181H105ZM110 182V181H109ZM123 182V181H122ZM201 182V181H199ZM218 182V184H219ZM31 183V182H30ZM29 183V186H32L33 187V184L31 185ZM103 184V183H102ZM105 184V183H104ZM194 184V183H193ZM115 185V184H114ZM120 185V184H118ZM7 186V185H6ZM25 186V187H24ZM42 186V187H41ZM101 185L99 184L98 187H100ZM236 186V185H235ZM104 188V187H102ZM138 186L135 187V191L140 194L142 196L143 199H146L147 196H146V193L143 192V193H140L138 189H140ZM236 188V187H235ZM238 188V187H237ZM236 188V189H237ZM34 189V188H33ZM97 189V188H96ZM113 189V188H112ZM240 189V188H239ZM114 190V189H113ZM118 191V192H117ZM142 192V191H141ZM9 193V192H8ZM238 193V192H237ZM19 195V194H17ZM22 195V194H21ZM248 195V194H247ZM6 195H3V196H0V200L3 199ZM13 194L11 196L8 195V199H13L15 198L16 196H14L12 198ZM106 196H109V198H104L102 199L103 197H106ZM239 196V195H238ZM50 197V195L48 196ZM18 198V196L16 197ZM23 198V197H21ZM102 199V200H100ZM247 199V198H246ZM249 199V198H248ZM251 199V198H250ZM22 200V199H21ZM30 200V198H29ZM27 200V201H29ZM70 200V199H69ZM15 203V202H14ZM29 203V202H28ZM31 203V202H30ZM258 203L263 207L264 209V199L262 200H258ZM77 206V205H76ZM105 206V205H104ZM108 206V205H107ZM71 209H70V208ZM112 207V206H111ZM9 208V209H8ZM13 208H19L21 209V212H25L27 210H33V217L31 219H27V220H23L21 219V215H19V213L21 212H14L12 211ZM65 208L66 211H63L62 209ZM99 209V208H98ZM107 209V208H106ZM112 209V208H111ZM9 210V211H8ZM113 211H115L114 209H112ZM104 211V210H103ZM112 211V212H113ZM10 212H13L15 214V216L10 213ZM78 214V213H77ZM53 216V217H52ZM78 216V215H77ZM6 217V218H7ZM46 217H44L46 219ZM101 220V219H99ZM56 221V222H55ZM74 221V222H73ZM98 221V220H97ZM5 222V221H4ZM29 222L27 225L26 223ZM207 222V221H206ZM210 222V221H209ZM99 223V222H98ZM205 223V222H204ZM51 224V223H50ZM211 224V223H210ZM206 225V224H205ZM219 225V224H218ZM51 227V228H50ZM136 227H141V226H131L129 228H136ZM197 227V226H196ZM220 227V226H219ZM143 228V227H142ZM223 229V227H221ZM220 228V229H221ZM31 229V230H30ZM212 229V228H211ZM203 230V229H202ZM209 230V229H208ZM215 230V229H214ZM218 230V229H217ZM234 230V229H233ZM240 230V229H239ZM236 231L238 232V235L237 233H228L227 231L228 230H221L223 231V234H221L218 230V232L221 234L220 235V238L222 237V241H224V247L228 250H233V249H236V250H239V248L237 246H240L241 249H244L246 248L247 245L249 244H254L256 246V248L258 249V254L260 256V253H261V249L259 247V244H257V241H250V240H246L244 238V240L242 241V237H244V235L241 233V231ZM197 231V230H196ZM210 231V230H209ZM216 231V230H215ZM52 232V233H51ZM139 232V231H137ZM192 232V231H191ZM214 232V231H213ZM79 233L80 234H83L84 235V238L83 240H80L78 243L76 244H73L70 242L69 244V241H71L72 239H77L79 238ZM190 233V232H188ZM188 233L182 235L181 237H184L183 238H178V245L183 247L184 245H187V247L193 252V253H199L200 251H202L209 243V236L206 238L204 237H200L201 239H197L196 236L194 235H189ZM209 233V232H208ZM207 233V234H208ZM93 234V233H92ZM204 234V232L202 233ZM205 234V235H207ZM216 234V232H215ZM68 235V236H67ZM161 236V234H159ZM63 236V238H62ZM165 236V235H164ZM163 236V237H164ZM213 236H214V233H213ZM215 236H218V235H215ZM214 236V237H215ZM232 236H234L235 239H233V243H229L227 240L230 239ZM38 237H41V239H38ZM176 238V237H174ZM218 238V237H217ZM183 239V240H181ZM216 239V237H215ZM69 240V241H68ZM219 241V240H217ZM68 242V245L67 243ZM199 243L201 246V248L199 250L196 249L195 245L193 244H197ZM45 244V245H42ZM61 245V247H60ZM45 248H43V247ZM81 246V247H80ZM66 247H68V250L70 249V251L74 252V253H79L80 255L78 256L77 254H74L73 256L72 255H66L65 254V250H66ZM62 248V249H61ZM196 250V251H195ZM96 251V250H95ZM152 251V252H151ZM216 249L213 248L212 251L210 252V254L208 256L205 257V259L203 261H198L197 264H207V263H213V264H232L233 261L229 258H220V257H217L214 253H215ZM101 252V251H100ZM148 252H151V254H149ZM143 253H146V254H143ZM116 256V255H115ZM109 257V258H108ZM138 258V260L135 259ZM261 257V256H260ZM134 258V259H133ZM262 258V257H261ZM35 259V257H34ZM40 259V258H39ZM109 259V260H110ZM113 259V260H114ZM36 260V259H35ZM30 261V263H29ZM237 261H242V259L240 260H237ZM259 261V260H258ZM32 262V263H31ZM79 262V261H78ZM245 262H249L250 264H253V262H250V261H245ZM260 262V261H259ZM258 262V263H259ZM146 263V262H145ZM148 263V262H147ZM257 263V262H256ZM72 264V263H71ZM143 264V263H142Z\"/></svg>",
    "mask_w": 264,
    "mask_h": 264
},
{
    "label": "snow or ice",
    "instance_id": "6c2138e0",
    "mask_svg": "<svg viewBox=\"0 0 264 264\" xmlns=\"http://www.w3.org/2000/svg\"><path fill=\"white\" fill-rule=\"evenodd\" d=\"M166 7L165 0H151L150 3L145 4L142 8H130V11L134 18L139 19L138 14H143V19L148 22V13L151 12L152 16L159 21L161 9ZM20 21L17 22V31H21L19 27ZM252 26L251 31V48L253 51L264 55V24L256 23L253 21L248 22ZM172 27L169 23L165 26V31L159 33V35L170 34L168 29ZM35 31V29H33ZM215 32L216 29H211ZM238 28L231 33V39L236 45V52L243 56L244 45L240 44L236 39ZM157 35L156 32L152 31L151 28H139L138 29V42L143 43L147 35ZM129 36H136L137 33L129 32ZM202 57L197 56L193 61V65H197L201 61ZM225 60H232L233 57L227 55L224 56ZM140 64L145 66V72L148 73L149 80H160L164 84H168L169 81H174L180 84L183 81V88L188 94L189 100L193 103L186 107H177L176 111L178 113H192V110L199 107V103L195 101L200 99L197 93H207L208 89L204 87L203 80L206 75L207 65H200L194 69L182 67L177 64L168 63L165 65L161 62L160 74L156 75L153 69L152 63L146 59L140 60ZM243 69V65L233 69L229 68L226 71V75L233 76L240 74ZM223 70H218L221 72ZM30 75L34 84H37L36 95L40 96V86L39 79H44L41 73L30 70ZM71 74L69 73V76ZM70 84H74V78L69 80ZM53 86L51 84L43 85V90L48 94L47 98H41L39 100L40 106L43 109V122H44V132L42 134L41 140L46 143H51L54 136L68 135L69 139H80L81 143L85 147L88 146L87 142L82 138V133H89L92 141L96 142L101 148H113L119 150L121 148L127 150L139 151L141 144L139 142V133L137 131L136 122L127 115H120L114 112L107 105L100 104L96 100L86 99L83 93L76 94L72 92L67 86H61L59 89L60 97L58 98L52 90ZM166 96L168 93L165 94ZM65 97H67L68 102H65ZM163 99V98H162ZM182 102V101H181ZM7 107L12 108L15 111L14 105L8 103ZM90 108H98L101 112H107L108 121L113 124L118 129H123V134H114L111 131H104L100 127L99 122L95 119L89 121L88 112ZM17 116L19 114L17 113ZM23 119L22 116L19 117ZM198 120V117H194ZM90 125V126H89ZM185 126L194 129V125L188 124L185 121ZM193 130V135H195ZM7 145V146H6ZM39 147V144L37 145ZM23 145L20 140L14 139L12 141L0 140V164H6L9 162L10 157L16 155L18 152L22 151ZM5 195L0 192V196ZM35 199L45 206H50L51 203H63L58 197L52 198L50 201L47 194H35ZM14 212H21L19 208H13ZM22 215L27 213L21 212ZM104 224V222H102ZM81 227L89 229L94 235L100 233L98 238L105 241L116 243L123 241L125 243H130L132 248L137 252L147 250L151 246L152 250L155 251L157 256L163 257V264H197L198 261H203L206 256L210 254L213 248L216 249L215 255L220 258H229L233 262L237 260H245L250 262H255L258 249L254 244H249L244 249H233L228 250L224 247L223 243L209 238L208 245L199 253H193L187 245L183 247L179 246L175 242V238H172L171 244H165L163 241L155 240L154 238H149L143 230L137 232L134 228H129L123 225H106L101 227V225H88L86 223L81 224ZM85 239L84 237H79L77 239H72L70 242L73 244L78 243L80 240ZM131 254V253H130Z\"/></svg>",
    "mask_w": 264,
    "mask_h": 264
}]
</instances>
